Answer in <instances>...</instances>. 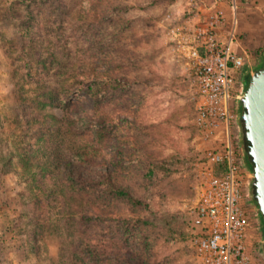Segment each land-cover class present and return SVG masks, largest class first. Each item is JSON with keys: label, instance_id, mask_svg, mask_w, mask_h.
<instances>
[{"label": "rangeland", "instance_id": "374dc122", "mask_svg": "<svg viewBox=\"0 0 264 264\" xmlns=\"http://www.w3.org/2000/svg\"><path fill=\"white\" fill-rule=\"evenodd\" d=\"M187 2L0 0V264H194L201 148L188 80L161 39ZM236 4V30L264 34V0ZM22 154L71 160L88 183L67 189L51 164L35 177ZM48 177L63 183L54 201L38 194ZM256 219L248 253L264 264Z\"/></svg>", "mask_w": 264, "mask_h": 264}, {"label": "built area", "instance_id": "2783aa9c", "mask_svg": "<svg viewBox=\"0 0 264 264\" xmlns=\"http://www.w3.org/2000/svg\"><path fill=\"white\" fill-rule=\"evenodd\" d=\"M239 0H188L162 28L170 63L188 80L192 126L201 157L193 163L200 180L186 239L194 264H250L248 241L257 222L249 193L239 126L245 77L262 56L238 52ZM232 12V13H231ZM233 15L232 27L227 16Z\"/></svg>", "mask_w": 264, "mask_h": 264}, {"label": "water", "instance_id": "95a60500", "mask_svg": "<svg viewBox=\"0 0 264 264\" xmlns=\"http://www.w3.org/2000/svg\"><path fill=\"white\" fill-rule=\"evenodd\" d=\"M239 103L241 144L251 172L250 199L263 221L264 239V65L250 73Z\"/></svg>", "mask_w": 264, "mask_h": 264}, {"label": "trees", "instance_id": "16d2710c", "mask_svg": "<svg viewBox=\"0 0 264 264\" xmlns=\"http://www.w3.org/2000/svg\"><path fill=\"white\" fill-rule=\"evenodd\" d=\"M169 1H173V0H169ZM261 65H264V61ZM43 69L44 68H42V70ZM248 81H249V77H247L245 81V87L247 86ZM49 98H52L51 95H48L47 99ZM18 161H19V167L21 169L25 170L26 172L31 173L33 176L35 174V177H36V173L39 171V168L44 167L47 169L48 168L47 164H51V168H48L49 170L48 172L54 173L58 177H62V181L64 180L65 182L64 184L67 189L68 188L69 189L76 188L77 190L84 189L86 187V183H88L86 180L87 178H83L82 176H80L81 172L73 165V162L71 160H65V159L63 160L60 158L46 159V163H45L46 167H45L42 165V163H38L34 160H31L30 157H27L26 155L22 154L20 155ZM245 165L247 169L250 171V166L246 162V159H245ZM101 176H102V179L106 181L107 184H110L111 176H110L109 170L105 169L103 173L101 174ZM48 180H49V185H45V183H43V179L41 181V178H40L41 182L37 184L38 194L40 196H43V198H46V200L48 201H54L55 192H57L56 191L57 189H60L62 187L63 183L57 180H51V177H48ZM114 190H115L114 196L125 198L128 201L132 202V197L127 192H125L122 189H117V188ZM134 204H139V202L134 201ZM252 204L255 206L254 202H252ZM78 219L84 222H88L90 220V217L89 215L84 214V212H81L78 214ZM259 221H260V226H261L260 227L261 238L263 239V221L260 216H259ZM261 253H262V256L264 257V244H263Z\"/></svg>", "mask_w": 264, "mask_h": 264}, {"label": "crops", "instance_id": "0c3cea01", "mask_svg": "<svg viewBox=\"0 0 264 264\" xmlns=\"http://www.w3.org/2000/svg\"><path fill=\"white\" fill-rule=\"evenodd\" d=\"M241 4V3H240ZM241 7H243V5H241ZM244 8V7H243ZM244 13L248 10L247 8H244ZM256 10H258V8H256ZM246 14V13H245ZM259 14V12H255L254 13V17H257V15ZM259 19H258V23H259ZM237 23V22H236ZM261 24V23H260ZM227 28L226 27L224 29V33L227 36ZM234 33L237 36V41H236V45L233 47L234 49H236L238 52H247L249 55H254V57L259 56L260 57L264 56V41H263V36L264 34L261 33V35L259 34V30L258 27L257 28H241L240 30H236V25H235V29H234ZM243 37V39H241ZM163 52H165V49L163 47ZM163 55L165 56V60L166 62H170L169 61V57L166 56L164 53Z\"/></svg>", "mask_w": 264, "mask_h": 264}, {"label": "flooded vegetation", "instance_id": "af4514ba", "mask_svg": "<svg viewBox=\"0 0 264 264\" xmlns=\"http://www.w3.org/2000/svg\"><path fill=\"white\" fill-rule=\"evenodd\" d=\"M264 61V58L260 61V63H258L257 65H255L253 68H252V72L253 71H256L259 69V66L263 63ZM248 76L245 77V80L247 79Z\"/></svg>", "mask_w": 264, "mask_h": 264}]
</instances>
